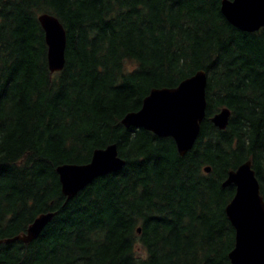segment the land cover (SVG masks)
<instances>
[{"label":"trees","instance_id":"trees-1","mask_svg":"<svg viewBox=\"0 0 264 264\" xmlns=\"http://www.w3.org/2000/svg\"><path fill=\"white\" fill-rule=\"evenodd\" d=\"M221 1L0 0V240L53 213L32 242L1 244L0 264H229L228 171L249 160L264 201V28L238 31ZM41 13L65 33L57 73ZM198 71L204 118L183 156L121 125L151 89ZM222 108L219 130L209 120ZM108 145L120 170L65 201L55 168Z\"/></svg>","mask_w":264,"mask_h":264},{"label":"water","instance_id":"water-1","mask_svg":"<svg viewBox=\"0 0 264 264\" xmlns=\"http://www.w3.org/2000/svg\"><path fill=\"white\" fill-rule=\"evenodd\" d=\"M219 11L238 31L253 33L264 28V0H222ZM36 20L43 32L47 69L49 73L60 72L64 64V30L52 15L41 13ZM205 84L206 77L198 71L174 88L151 89L140 108L125 114L120 123L124 128L139 127L157 137L170 138L181 157L191 149L199 133L204 117ZM228 115V110L221 109L209 121L222 130ZM123 163L117 157L115 146L108 145L94 150L84 165L57 166L55 172L64 200L72 199L94 179L119 171ZM203 170L209 172L208 168ZM229 185L234 187L233 196L224 207V214L234 232L233 247L227 254L229 264H264V201L259 195L249 160L228 171L221 186ZM52 217V212L39 214L24 232L1 239L0 245L32 242Z\"/></svg>","mask_w":264,"mask_h":264},{"label":"bare ground","instance_id":"bare-ground-1","mask_svg":"<svg viewBox=\"0 0 264 264\" xmlns=\"http://www.w3.org/2000/svg\"><path fill=\"white\" fill-rule=\"evenodd\" d=\"M261 29H262V28H261ZM200 72H202V73L204 74V76L206 77V73H205L204 71H200ZM192 76H193V75H192ZM188 78H189V77H188ZM186 79H187V78H186ZM205 88H206V84H205V87H204V95H205ZM204 101H205V99H204ZM222 109H226V108H222ZM220 110H221V109H220ZM220 110H219V111H220ZM226 110H227V109H226ZM219 111H218V112H219ZM204 112H205V108H204ZM218 112H217V113H218ZM228 112H229V111H228ZM217 113H215V114H217ZM215 114H214V115H215ZM214 115H213V116H214ZM213 116H212V117H213ZM228 117H229V115H228ZM203 118H204V117H203ZM202 120H203V119H202ZM227 120H228V119H227ZM201 122H202V121H201ZM208 169H209V168H208ZM117 172H118V171H117ZM115 173H116V172H115ZM109 174H113V173H109ZM107 175H108V174H107ZM104 176H105V175H104ZM254 177H255V176H254ZM255 179H256V178H255ZM258 190H259V189H258Z\"/></svg>","mask_w":264,"mask_h":264}]
</instances>
